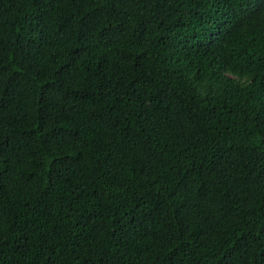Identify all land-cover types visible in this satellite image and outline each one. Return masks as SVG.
I'll return each instance as SVG.
<instances>
[{
	"label": "trees",
	"instance_id": "16d2710c",
	"mask_svg": "<svg viewBox=\"0 0 264 264\" xmlns=\"http://www.w3.org/2000/svg\"><path fill=\"white\" fill-rule=\"evenodd\" d=\"M0 264H264V0H0Z\"/></svg>",
	"mask_w": 264,
	"mask_h": 264
}]
</instances>
